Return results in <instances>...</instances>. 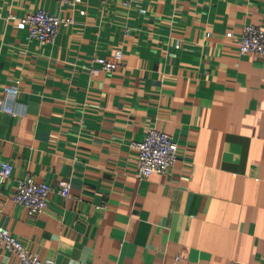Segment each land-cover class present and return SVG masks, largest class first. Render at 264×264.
<instances>
[{"label": "crops", "instance_id": "crops-1", "mask_svg": "<svg viewBox=\"0 0 264 264\" xmlns=\"http://www.w3.org/2000/svg\"><path fill=\"white\" fill-rule=\"evenodd\" d=\"M123 1L0 0V225L57 264H264V58L237 43L264 29V0ZM39 8L74 22L40 43L10 18ZM116 50L114 70L89 72ZM150 128L177 161L139 179ZM26 178L70 194L30 215L14 199ZM0 264L21 262L0 245Z\"/></svg>", "mask_w": 264, "mask_h": 264}, {"label": "built area", "instance_id": "built-area-1", "mask_svg": "<svg viewBox=\"0 0 264 264\" xmlns=\"http://www.w3.org/2000/svg\"><path fill=\"white\" fill-rule=\"evenodd\" d=\"M61 3L71 7L83 5L85 0H59ZM106 2L108 0H100ZM131 0H124L128 4ZM79 16L85 14L83 8H77ZM18 29H27L31 38L37 39L40 43L53 41L61 26L68 27L74 22L73 15L61 16L52 14L49 11L39 8L27 13L23 17L12 15ZM226 35L230 36L231 32ZM238 52L241 54L251 53L264 58V29L256 25H245L238 38ZM122 52L116 50L114 59L95 57L96 67H91L89 72L94 75L98 71H112L120 63ZM20 92L16 83L4 86V93L7 97H15ZM3 109L17 115V111L10 105H3ZM136 148L135 176L139 179L146 178L152 173H164L169 171L177 161V143L173 137L163 131L150 128L141 141L134 143ZM13 165L9 161H0V182L6 181L12 174ZM58 192L63 197L70 194V185L65 179L58 180L55 184L38 182L33 178H26L19 181L15 194V201L26 207L30 215L40 213L48 205L49 195ZM0 245L11 250L20 260L21 264H57L53 258H43L30 249L27 243L17 237L11 229L0 225Z\"/></svg>", "mask_w": 264, "mask_h": 264}]
</instances>
